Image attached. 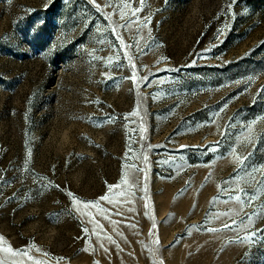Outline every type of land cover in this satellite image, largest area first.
I'll return each instance as SVG.
<instances>
[{
	"label": "rangeland",
	"instance_id": "1",
	"mask_svg": "<svg viewBox=\"0 0 264 264\" xmlns=\"http://www.w3.org/2000/svg\"><path fill=\"white\" fill-rule=\"evenodd\" d=\"M0 237L3 264H264V0H0Z\"/></svg>",
	"mask_w": 264,
	"mask_h": 264
},
{
	"label": "snow or ice",
	"instance_id": "2",
	"mask_svg": "<svg viewBox=\"0 0 264 264\" xmlns=\"http://www.w3.org/2000/svg\"><path fill=\"white\" fill-rule=\"evenodd\" d=\"M141 3H142V0H141ZM133 115H135V113H133ZM209 150H213V149H211V146H209ZM240 163H241V165H243L244 158H240ZM68 194H69V196L72 195L71 193H68ZM101 199H109V198L108 197H102ZM237 199H239V198H237ZM83 203L87 204L88 202H83ZM0 240H2V237H0ZM8 251H11V249H8ZM13 254H15V253H13ZM0 264H3V262H0Z\"/></svg>",
	"mask_w": 264,
	"mask_h": 264
}]
</instances>
